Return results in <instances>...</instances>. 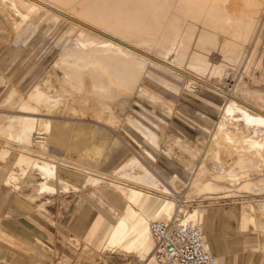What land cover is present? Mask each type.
Wrapping results in <instances>:
<instances>
[{"label": "bare ground", "instance_id": "6f19581e", "mask_svg": "<svg viewBox=\"0 0 264 264\" xmlns=\"http://www.w3.org/2000/svg\"><path fill=\"white\" fill-rule=\"evenodd\" d=\"M52 9L60 10L64 14V21L72 20L67 32L65 31V36L75 38L74 48L65 50L55 63L61 72L54 79L55 85L51 84V88L56 91L52 92L49 87L44 88L49 83H44L45 85L40 83L43 84V88L36 86V89L28 92L25 97L10 90L7 93L8 97H5L6 100H2L1 103L2 106L11 107L12 111L19 114L4 117L3 114L4 125L1 126L9 123L10 127L5 130L7 141L13 140L18 144L20 163L24 161L32 163L34 157H38L56 164L58 158L50 153L51 148L55 150L63 148L67 152H75L78 157H95L98 162L101 160L100 156L107 157L113 148L118 147L114 141L107 147L100 144L108 135L99 126L95 127V123L97 125L103 122L109 123L108 125L112 123L113 114L109 112L108 100L116 96L115 93L124 95L129 93L144 73L146 63L150 61L135 53L136 49V51L140 50L139 52L141 49L150 52L153 62L154 60L165 62L166 58L168 60L171 56L172 64L169 63L171 65L183 64L191 68V71L193 69V72L196 70L195 72L200 74L201 72L206 74L207 69H210L212 74L218 75L221 71L224 72L223 66L211 62L208 53L199 52L195 47H204L208 43H213L208 28L215 21H221L230 26L232 37L219 41L217 45L220 48L222 46L221 51L224 50L226 54L224 56L231 66L238 68L243 63L241 67L245 73L252 66H256V63L250 64L253 51L249 48L247 53V47L251 45L253 38L257 39L258 33L264 27V0H0V29L8 30L10 37L16 39L20 34L17 37L13 35L25 31V28L32 23L36 26L42 21L51 19L57 21L58 16L50 11ZM105 36H113L115 42L106 39ZM254 40L253 42L257 41ZM211 72L209 71L210 74ZM85 80L89 82L88 88L85 86ZM164 84L178 92L184 85L188 88L193 82L186 80L178 85L164 79ZM260 87L243 88L244 90L236 88L230 93L224 91L217 93L224 99V107L214 130L212 129L213 133L210 137L212 139L208 143L206 153V155L208 152L213 154L215 165L208 168L203 160L199 161L200 159L198 162L184 159L186 157L178 159L183 166L182 173L188 180L184 199H194L202 194L224 195L226 198L227 195L230 197V194H235L232 191L237 190V193L240 191L238 189L247 191L250 187L252 189L253 183L258 184L263 181L259 178L245 179V176H243L245 180L242 179L243 177L239 180L234 169L224 166V163L230 162L234 155L239 161L234 164H238L241 169L243 168L239 165L244 167L246 164H252L253 173H260L264 166V90H260ZM73 92L75 95H72ZM78 92H83V95L80 96ZM64 118L82 121L86 118L94 122L95 125L90 126L95 136L90 134L91 137L85 142L79 140V137H83L84 128L80 129L82 125L59 120ZM113 121L115 122V119ZM128 121L130 123V120ZM113 127L115 129L114 125ZM75 130H77V138L73 136L76 134L72 133ZM176 138L177 142L183 140ZM189 149L195 153L193 147ZM227 157L230 159L227 160ZM64 165L88 175L98 173V170L84 167L76 169L67 162H64ZM173 170L175 172L172 177L166 180L167 188L172 193L178 191L179 183H183L177 175L178 172L174 168ZM29 173L25 184L34 182L36 187H33V192L27 193L26 197L37 206L48 203L56 189L63 193L69 192V187L60 183L61 181L57 182L55 171L49 167L34 163ZM103 176L106 175L103 173ZM110 184L122 194L126 206L124 211L120 212L102 249L82 251L79 254L84 257L85 264H99L97 263L99 261L106 263L109 261L106 257L116 251L124 252L128 254L127 256L137 253L138 260L131 264H157L151 256L154 240L149 231L150 221L170 218L177 211H182L184 218H200L202 225L203 210L195 208L187 210L186 205L177 206L168 200L167 195L158 198L152 191L151 193L143 188L139 189L138 186L135 188L127 184ZM242 215L249 224L256 226L255 220L246 214L245 209H242ZM202 232H204L203 225ZM104 254L106 257L102 258Z\"/></svg>", "mask_w": 264, "mask_h": 264}, {"label": "rangeland", "instance_id": "374dc122", "mask_svg": "<svg viewBox=\"0 0 264 264\" xmlns=\"http://www.w3.org/2000/svg\"><path fill=\"white\" fill-rule=\"evenodd\" d=\"M50 11L53 14L56 13L55 15L58 16L57 18L59 20L57 19V21H53L51 19L49 21H42L36 26L34 25V23H32L25 28V31L17 32V35L14 34L13 36L15 37L20 34L16 39H12L10 37V32L8 30H2V28L0 29V126L2 124L4 125V120L2 121V119L5 115H19L15 111H12L13 108H9L7 106L5 107L1 104L2 100H6V98L8 97L7 93L10 90L17 93L21 97H25L27 96V93L32 91L33 89L40 87L43 88L44 83H49L48 85L44 84V88L46 89V87H49L52 92L56 91L52 89L51 86L55 85L54 79L56 76L60 75L61 72L60 68L56 67L55 63L59 56L62 55L63 52H65V50L67 51V49L69 50V48H74L75 38L65 36L67 29L70 25V21L72 20L70 19L69 22L64 21V14L60 10L52 9ZM223 24L224 23H222L221 21H215V23L208 28V30L211 31L210 38H213V43H208L204 47H195V49L197 48L196 50H199V52L202 51V53H208V57H211H209V60L211 62H217L218 64H220L219 66H223L222 70L224 69V72L221 71L222 74H212L210 69H207L208 71H206V74H204L205 72H201L200 74V72H195L196 70H194L193 72L192 69L191 71V68L183 64H178L179 67L177 65H171V56L168 57V60L166 58V63L162 60H159V62H157V60H154V63L151 60V54H149L150 52H146V50L142 49L141 52H139L140 50L136 51V49L135 51L133 50L135 53L141 55L145 60H148L151 63H146L144 73H142V75L138 79V82L134 84L133 89H131L129 93H127L126 95L115 93L117 97L113 96V99L111 98L108 100L110 104L108 103L107 106L109 105V112L110 114H113L112 119H115V122L112 120V123H110V125H108L109 123L107 122L101 123L102 125H97V123H95V125L94 122L88 121L86 118L83 121L70 120L68 118L59 120H66V122L69 123L81 124L82 128L80 129L82 130L84 128V130H82L83 137H79V140H82L83 142H85L87 138L91 137L90 134L94 135V131L91 126H99V128H102V130H104L108 135L106 136L107 139L103 138L100 144L102 146L107 147L114 141L118 145L119 150H121L120 153L123 157L121 160L129 156L134 157L138 162H140L149 169H152V165L153 168L158 167L159 163L161 162H165L166 165L169 164L172 169L174 168L178 172L177 175L183 182L179 183L178 191H175L176 193H172L170 190L169 193L166 194L168 200L174 202L177 206L186 205L187 210H191L194 208L203 210L208 204L218 203L221 201L230 203L232 202L234 204L241 205L242 209H245L246 214L255 220L254 224L256 223V226L254 227V225H252L251 223L249 224L248 228L252 229L257 233L260 242L259 247L264 250V229H262L264 227V186H262L264 183V166L262 167L260 173H253L254 171H252L251 169L253 166L252 164H246L244 167L239 165L243 168L241 169L238 167V164H234V162H239L236 160L238 159L236 155L231 157L233 159L227 157V160L230 159V162L226 161L227 163L225 162L224 166L226 165V168L234 169L233 171L235 174H237V178L239 180L240 178L245 176V179L255 180L259 178L263 181L258 182V184L253 183L252 189L250 187V190L248 189L247 191H245V189H238L240 190L238 191V193L237 190H235L236 192L232 191L235 194H230V197H228L229 195H227L226 198L224 197V195L209 196L207 194H202L200 195V197H196L194 199L183 198L184 193L186 192L188 180L185 174L182 173L183 166L182 164H180L178 159L186 157L184 159H190L193 162H198V160L200 159L199 161L203 160L208 168H212L215 165L213 154L211 152H208V154L206 155V153L209 146L208 143L211 142L210 139H212L210 138L212 137V131L214 130L215 124L220 118L221 111L224 107V99L219 97L217 93H220V91L230 93L235 91L236 88H242L241 90H244L246 88L254 89L259 88L261 85L262 87H260V90H264V27L261 29V32L258 33L257 39L253 38V40L255 39L254 41H257L253 42L252 40L251 45H248L246 51L248 53L249 48L251 51H253L250 64L252 65V63H256V66H252V68H250L249 70H247V72L244 73L242 68L243 63L238 68L235 67V69L233 65L231 66L228 60H226V56H224V50L221 51L222 46L220 48L219 45H217L219 41L221 42V40L232 37V29L230 28V26L224 24V27ZM23 26H25V24H23ZM8 38H11L12 40H9ZM105 38L115 42L113 36H105ZM253 43L254 47H252ZM209 44H212V46ZM146 53H148L149 55ZM211 62L209 64H211ZM209 71L211 72V74L209 73ZM164 79L168 80L171 83H177L178 85H181L186 80L192 81L193 84L190 85L192 86V88L190 86L186 88V85H184L182 88L183 90L180 89L178 92H175L164 84ZM228 79H231L232 82L226 85L225 88L223 85H225V81ZM45 80L48 82H46ZM258 82L261 84H259ZM40 83L43 84L40 85ZM84 83L85 86L88 88V80H85ZM2 88L3 91H1ZM196 88L198 90L195 92ZM138 92H141V94H138ZM77 94L83 95V92H78ZM72 95H75V93L73 92ZM129 118L137 119L141 123L146 124L149 129L155 131L157 136L156 145L145 141L143 135L129 123ZM5 125L6 126H3L4 128L2 126V128L0 127V149H6L7 151H9V161H12V157H15V155L19 152L20 148L18 147V144H16V142H14L13 140L12 142L11 140H9L10 142L7 141V134L5 130H7L10 125L9 123H5ZM113 125L115 126V129ZM89 131L90 133H86ZM2 132L4 134V137ZM72 133L76 134L77 130L72 131ZM85 133L87 134V136ZM73 136L77 138L78 135L73 134ZM176 137L183 139L182 142H177L178 140ZM182 143H186V147ZM192 147L193 149H195V153L192 150L190 151L189 148ZM166 150L167 152H165ZM169 150L171 151V153ZM196 152H198V154H196ZM199 152L201 154H199ZM50 153H52L58 158L57 165L59 167L66 166L64 165V162H67L71 167H74L76 169L78 167H84L94 171H97L96 169H99L112 172L110 170H107L106 167L108 166L107 162H109L110 160H107L108 156L103 158L102 156H100L99 158L101 160L97 162L94 159L95 157H78L75 152H67L63 148H58L56 150L51 148ZM202 153H204L205 156L204 154L202 155ZM150 157H153L155 161H152ZM172 157L174 158L172 159ZM34 158L37 159L38 157ZM228 165L231 166L229 167ZM13 168L15 171H18V168ZM7 172L8 171L4 172L3 166L0 165V182L2 179L5 178ZM18 173L20 172L18 171ZM244 174H246L248 177ZM162 175L170 178L172 177L169 174V169L164 170ZM94 177L102 181L101 185L105 184L108 186V184L110 183H115L113 179L109 177L105 178L103 175L94 173ZM170 178H168L167 180H169ZM242 179H244V177ZM242 179L241 181H243ZM24 181L25 180L23 179H18L17 186H23ZM68 183L70 185H73V183ZM11 188L13 187L11 186ZM83 188L84 198L88 200L90 204H92V206L95 208V212L96 210L100 211L102 219L105 218L104 216H110L108 215V213L112 215H115L117 213L112 209L110 210L109 202L106 201L102 197V195H100V193H97L94 187L86 186ZM80 190L81 188L79 189V191ZM243 190L245 191V193ZM31 191L33 192V190ZM70 191L72 190L70 189ZM231 195H233V197ZM156 197L161 198L162 195L156 193ZM213 197L216 199H213ZM50 199H52V197H50ZM101 206H103V208H101ZM243 219H246V217H243ZM111 223H113L112 220ZM93 229L94 226H90L88 232L89 235L92 234ZM102 239L99 241V245L95 249L94 245L90 244L86 239L70 242L67 241L68 239L65 237V235H63L60 239L58 246H56V248L50 251L51 253H45L44 251L43 253H41V260L50 263L51 257L53 255H56L58 264H85L84 257H81L79 254L82 251L89 252L88 250H99V247L102 243ZM127 255L126 253L124 254V252L121 253L120 251H116L107 257L104 254L102 258L106 257L109 259V261L108 259H106V261H108L106 262L107 264H131L136 259L138 260L137 253H133L132 256ZM118 258L119 260H117ZM120 259L122 262L120 261ZM97 263L103 264L104 262L99 261Z\"/></svg>", "mask_w": 264, "mask_h": 264}, {"label": "crops", "instance_id": "0c3cea01", "mask_svg": "<svg viewBox=\"0 0 264 264\" xmlns=\"http://www.w3.org/2000/svg\"><path fill=\"white\" fill-rule=\"evenodd\" d=\"M129 120L145 141L156 145L155 131L137 119ZM120 151L118 147L113 148L107 157V160H110L106 167L112 172L96 169V174L104 173L113 178V184H127L135 188L138 186L139 189L155 192V195L169 193L166 180L170 177L162 175L163 171L168 169L170 176L174 174L169 165L161 162L158 167L153 168L152 165V169H149L134 157L129 156L121 160L123 157ZM9 154L6 149H0V165L3 166L4 172L8 171L0 182V264H58L56 255L49 256L51 262L48 263L41 260V253H49L56 248L63 235L70 242L86 239L95 249L103 238L99 250H95L100 251L117 218L125 209L126 202L122 194L111 184L101 185L102 181L94 175L65 166L59 167L57 163L38 158H34L32 163H20L19 152L9 161ZM150 158L155 161L153 157ZM34 163L54 170L57 182L61 181L60 183L68 186L69 192L63 193L56 189L52 199L41 206L29 201L26 194L36 187V183H25ZM13 167L18 168L20 173ZM18 179L25 180L23 186H17ZM86 186L94 187L95 191L109 202L110 210L117 213H108L110 216H104L102 219L100 211L95 212V208L83 196V187ZM202 215L203 233L210 252L218 258V264H264V250L259 247V236L248 228L249 223L243 219L241 205L225 201L208 204ZM92 225L94 229L89 235Z\"/></svg>", "mask_w": 264, "mask_h": 264}, {"label": "built area", "instance_id": "2783aa9c", "mask_svg": "<svg viewBox=\"0 0 264 264\" xmlns=\"http://www.w3.org/2000/svg\"><path fill=\"white\" fill-rule=\"evenodd\" d=\"M231 82L228 79L223 86ZM149 231L154 240L152 259L157 264H217V257L210 252L202 232L200 218L186 219L184 212L177 211L170 218L150 221Z\"/></svg>", "mask_w": 264, "mask_h": 264}]
</instances>
